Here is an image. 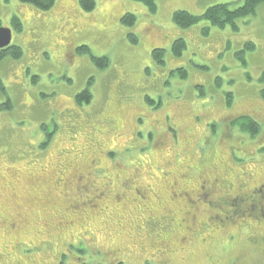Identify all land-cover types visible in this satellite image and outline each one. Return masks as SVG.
I'll list each match as a JSON object with an SVG mask.
<instances>
[{"label": "rangeland", "instance_id": "rangeland-1", "mask_svg": "<svg viewBox=\"0 0 264 264\" xmlns=\"http://www.w3.org/2000/svg\"><path fill=\"white\" fill-rule=\"evenodd\" d=\"M95 1L0 0V264H264V2Z\"/></svg>", "mask_w": 264, "mask_h": 264}, {"label": "trees", "instance_id": "trees-1", "mask_svg": "<svg viewBox=\"0 0 264 264\" xmlns=\"http://www.w3.org/2000/svg\"><path fill=\"white\" fill-rule=\"evenodd\" d=\"M57 0H23L25 3H31L35 5L36 7L40 8L41 10H48L51 9L53 5H55ZM143 2L146 4L151 12L157 11V4L156 0H136ZM264 2V0H244V3L239 6H231V3H220L213 6H210L203 14L201 15H195L192 14L186 10H176L173 13V20L176 24H178L181 27H191L198 22L202 20H208L213 25L218 27H225L227 25H233L236 26V21L239 18L247 17L255 12V9L257 6ZM80 4L82 8L85 11H93L96 8V1L95 0H80ZM136 15L132 13H126L122 16L121 20L126 25H134L136 22ZM13 21L15 23V27H17L18 30L22 29V23L20 21L19 17L14 16ZM138 38L134 37V41L137 42ZM249 44L250 48L254 47V44L252 42L247 43ZM187 44L185 39L178 38L173 46V50L176 55H181L182 52L185 50ZM163 53V50L161 49H154L153 54L154 57L158 60L161 59V54ZM23 55V49L19 45H11L7 48L0 49V61H2L5 57L10 56L13 58H21ZM1 84V80H0ZM85 97L86 99L90 101V93L85 91L82 95H79L78 98ZM11 104H6V107L8 108ZM0 108H5L2 104H0ZM244 119L247 121L248 126H252L255 129V133L258 132V124L255 122L251 117L249 116H243L237 120ZM244 129V128H243ZM51 138H48L47 142L50 141ZM123 264V263H120Z\"/></svg>", "mask_w": 264, "mask_h": 264}, {"label": "water", "instance_id": "water-1", "mask_svg": "<svg viewBox=\"0 0 264 264\" xmlns=\"http://www.w3.org/2000/svg\"><path fill=\"white\" fill-rule=\"evenodd\" d=\"M12 32L9 28L0 27V49L10 45Z\"/></svg>", "mask_w": 264, "mask_h": 264}, {"label": "flooded vegetation", "instance_id": "flooded-vegetation-1", "mask_svg": "<svg viewBox=\"0 0 264 264\" xmlns=\"http://www.w3.org/2000/svg\"><path fill=\"white\" fill-rule=\"evenodd\" d=\"M85 91H87V92L89 93V90H84L83 92H81V93H79V94L77 95V98L79 97V95H82ZM88 99H89V98H87V101H89ZM60 100H62V99H60ZM261 186H264V183L261 184L259 187H261ZM86 187H87V186H86ZM204 189H205V186H202V185H201L199 190H200V192L203 191V194H209L210 191H208V190L206 191V190H204ZM186 194H188V193H185V196H186ZM174 195H175V193H174ZM176 195H177V194H176ZM200 195L202 196V194H199L198 196L200 197ZM185 196H184V198H186ZM88 197H89V195H88ZM177 197H178V196H177ZM188 197H190L189 194H188ZM198 199L202 200L203 198H202V199H201V198H198ZM198 199H197V201H198ZM204 199H205V196H204ZM187 201H190V200L187 199ZM211 201H212V200H210V201H208V202H210V204H211V203H214V202H211ZM190 203L192 204V201H190ZM230 205L233 206V205H235V204H234V203H230ZM261 207H262V209L264 210V205H262Z\"/></svg>", "mask_w": 264, "mask_h": 264}]
</instances>
